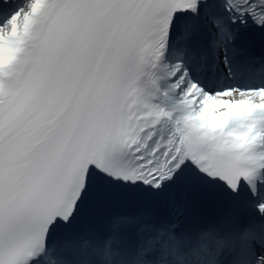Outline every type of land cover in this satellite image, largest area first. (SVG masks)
Wrapping results in <instances>:
<instances>
[{
    "label": "snow or ice",
    "instance_id": "snow-or-ice-1",
    "mask_svg": "<svg viewBox=\"0 0 264 264\" xmlns=\"http://www.w3.org/2000/svg\"><path fill=\"white\" fill-rule=\"evenodd\" d=\"M0 264H264V0H0Z\"/></svg>",
    "mask_w": 264,
    "mask_h": 264
}]
</instances>
